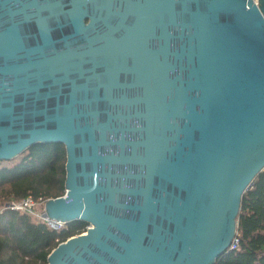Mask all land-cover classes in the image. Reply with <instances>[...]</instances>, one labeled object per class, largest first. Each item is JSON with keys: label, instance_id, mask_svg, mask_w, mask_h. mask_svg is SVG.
<instances>
[{"label": "water", "instance_id": "obj_1", "mask_svg": "<svg viewBox=\"0 0 264 264\" xmlns=\"http://www.w3.org/2000/svg\"><path fill=\"white\" fill-rule=\"evenodd\" d=\"M66 147L84 221L48 264H216L264 170V0H0V161Z\"/></svg>", "mask_w": 264, "mask_h": 264}, {"label": "trees", "instance_id": "obj_2", "mask_svg": "<svg viewBox=\"0 0 264 264\" xmlns=\"http://www.w3.org/2000/svg\"><path fill=\"white\" fill-rule=\"evenodd\" d=\"M0 168V264H48L59 244L87 231L89 224L73 221L54 228L27 212L7 206L33 197L44 201L66 194V147L36 144ZM239 246L216 264H264V172L246 190L238 217Z\"/></svg>", "mask_w": 264, "mask_h": 264}, {"label": "built area", "instance_id": "obj_3", "mask_svg": "<svg viewBox=\"0 0 264 264\" xmlns=\"http://www.w3.org/2000/svg\"><path fill=\"white\" fill-rule=\"evenodd\" d=\"M258 0H255V2H257ZM264 172V170H263ZM38 205H43V207L45 208V202L44 201H36L33 197H29L26 198L20 202H12L11 204H9L7 206V208L14 210V211H21V212H27L29 213L32 217L36 218L37 220H41V221H46L49 225H50V221L45 219L43 217V211L44 208L41 212H37L36 207ZM64 224L60 223L58 225V228L63 227ZM51 226V225H50ZM239 246V236L237 234L230 250H235L237 249Z\"/></svg>", "mask_w": 264, "mask_h": 264}, {"label": "rangeland", "instance_id": "obj_4", "mask_svg": "<svg viewBox=\"0 0 264 264\" xmlns=\"http://www.w3.org/2000/svg\"><path fill=\"white\" fill-rule=\"evenodd\" d=\"M15 162H16V159L15 160L14 159L13 160H1L0 161V168L12 166ZM43 208H44L43 205H38L36 207V210H37V212H41L43 210ZM89 227H90V225H89Z\"/></svg>", "mask_w": 264, "mask_h": 264}]
</instances>
